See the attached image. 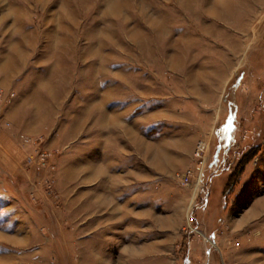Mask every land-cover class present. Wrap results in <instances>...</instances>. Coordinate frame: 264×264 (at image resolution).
Masks as SVG:
<instances>
[{
    "label": "rangeland",
    "instance_id": "obj_1",
    "mask_svg": "<svg viewBox=\"0 0 264 264\" xmlns=\"http://www.w3.org/2000/svg\"><path fill=\"white\" fill-rule=\"evenodd\" d=\"M216 1L206 15L211 0H0V224L35 225L24 264H77L98 194L119 216L132 207L133 233L111 234L127 242H142L138 213L169 227L193 206L177 264L226 223L240 242L229 256H264V214L258 243L234 224L264 208V0ZM200 143L203 173L184 184Z\"/></svg>",
    "mask_w": 264,
    "mask_h": 264
},
{
    "label": "crops",
    "instance_id": "obj_2",
    "mask_svg": "<svg viewBox=\"0 0 264 264\" xmlns=\"http://www.w3.org/2000/svg\"><path fill=\"white\" fill-rule=\"evenodd\" d=\"M222 2V3H221ZM219 4H225L224 7L228 8V5L224 0H221ZM216 0H211L208 3V7L212 10H216ZM211 5V6H210ZM204 9L206 15H216L209 12V9ZM203 10V9H202ZM200 179V178H199ZM93 193H99L97 190H93ZM95 198L96 201L92 204V213L89 215L87 212L82 213L78 223L77 240H76V253L77 264H177L176 260V247L181 240L180 230L183 229L188 222L189 212H193V206L186 208L185 214L180 216L181 209L173 212L171 217V226L165 227V216H154L150 211L144 210L138 213L135 217L136 220L141 221L140 235L143 236L142 242L136 243V239L132 238L127 241L121 239L115 240L111 237L112 233H116L117 225L123 223L125 232L130 231L133 233V219L134 214L132 207L125 208L123 216H119L116 213V208L111 204V201L101 205L100 195ZM255 200V199H254ZM114 201H112L113 203ZM257 200L253 201L243 209V213L235 222V226L240 222L239 230L241 235V244L246 240V237H255L254 231L259 228V220L264 214V208L256 205ZM98 203V204H97ZM264 205V202L260 203ZM254 210L248 213V210L253 208ZM86 214V215H85ZM122 217V218H120ZM156 218V220H155ZM152 219H154L152 221ZM171 219V218H170ZM120 220V221H119ZM151 220V221H150ZM151 222L152 226L146 227L144 222ZM242 221V222H241ZM224 222L221 226L224 225ZM0 224V245L11 246V251H16V256H0V264H6L7 261H13L15 264H24L21 260L20 252L25 249L26 246H31L37 243L38 234L35 225H21L17 221L2 220ZM226 223V222H225ZM224 225V237L220 243L216 241L217 232H212L208 235L211 239L209 244L205 241L200 242L198 238H192L186 248L187 255L184 257V261L187 264H264V256H229L238 251L240 242L232 241L228 239V234L232 231L233 227L230 225L231 230H228ZM234 226V225H233ZM119 228V227H118ZM28 229V231L26 230ZM151 229V230H149ZM168 230L173 232V236L166 238L163 231ZM250 229V230H249ZM252 229V230H251ZM148 237H145L146 235ZM246 235V237H245ZM40 236V234H39ZM119 237V235L117 234ZM243 240V242H242ZM226 242L225 244L223 242ZM253 243L257 241V238L252 240ZM259 241H257L258 243ZM201 243V245H200ZM219 244V245H218ZM4 248V247H3ZM15 248V249H13ZM31 248V247H30ZM175 249V250H174ZM240 250V249H239ZM2 251L0 250V253ZM5 252V251H3ZM4 254V253H3ZM173 256V257H172ZM257 261V262H256ZM30 264V260L28 262ZM8 264V263H7ZM10 264V263H9Z\"/></svg>",
    "mask_w": 264,
    "mask_h": 264
},
{
    "label": "built area",
    "instance_id": "obj_3",
    "mask_svg": "<svg viewBox=\"0 0 264 264\" xmlns=\"http://www.w3.org/2000/svg\"><path fill=\"white\" fill-rule=\"evenodd\" d=\"M2 95H3V92L2 90H0V106H1V102H2ZM14 97V93H10L7 97L4 98L7 99V101H10V99ZM203 151H204V145H202L201 143L198 144L196 146V150L194 152V155L197 157L198 159V165L196 166L195 169H187L185 171V173L183 174V178H182V182L184 184H188L189 183V179L191 176H193L194 174H196L198 172V179L201 177V174L203 173V170H204V166L205 164H203ZM202 159V160H201ZM182 230L184 231H197L196 229H194L193 227L191 226H185ZM210 242V241H209Z\"/></svg>",
    "mask_w": 264,
    "mask_h": 264
},
{
    "label": "trees",
    "instance_id": "obj_4",
    "mask_svg": "<svg viewBox=\"0 0 264 264\" xmlns=\"http://www.w3.org/2000/svg\"><path fill=\"white\" fill-rule=\"evenodd\" d=\"M254 155V153H251L246 159L239 161L240 166L236 168V176H239L243 172L245 165L254 157Z\"/></svg>",
    "mask_w": 264,
    "mask_h": 264
},
{
    "label": "bare ground",
    "instance_id": "obj_5",
    "mask_svg": "<svg viewBox=\"0 0 264 264\" xmlns=\"http://www.w3.org/2000/svg\"><path fill=\"white\" fill-rule=\"evenodd\" d=\"M117 1V0H116ZM120 4V3H119ZM209 9V12H211L212 14H214L215 12V10H212V9H210V8H207V10ZM217 9V8H216Z\"/></svg>",
    "mask_w": 264,
    "mask_h": 264
}]
</instances>
